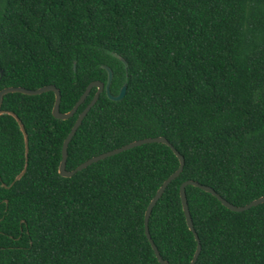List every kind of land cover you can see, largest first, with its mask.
<instances>
[{"label": "trees", "instance_id": "obj_1", "mask_svg": "<svg viewBox=\"0 0 264 264\" xmlns=\"http://www.w3.org/2000/svg\"><path fill=\"white\" fill-rule=\"evenodd\" d=\"M67 149V170L133 141L165 137L182 172L148 227L170 264L197 241L183 213L188 180L244 206L264 195V0H0V90L56 86L70 111L89 83H106ZM67 120L52 91L8 93L0 115V264H160L145 235L152 197L179 160L159 142L58 173ZM201 244L195 264H264V202L241 212L188 185Z\"/></svg>", "mask_w": 264, "mask_h": 264}, {"label": "water", "instance_id": "obj_2", "mask_svg": "<svg viewBox=\"0 0 264 264\" xmlns=\"http://www.w3.org/2000/svg\"><path fill=\"white\" fill-rule=\"evenodd\" d=\"M105 68V70L107 71V81L106 83H103L101 81H93L91 83H89V85L87 86V88L85 89L84 93L82 94V96L80 97V99L76 102V104L73 106V108L68 111V112H61L60 111V101H61V93L60 90L54 86V85H46L43 87H40L38 89H26L24 87H6L0 90V115L2 114H9L11 116H13L19 127L20 130L23 134L24 137V145H25V164L23 169L21 170L20 173H18L14 179V181L18 180L21 178V176L25 173L26 169H27V154H28V135L26 133V130L24 128L23 123L21 122V120L17 117V115L12 112V111H5L2 109V103H3V98L6 94L8 93H21V94H25V95H38V94H42L44 92H48V91H52L55 95V100H54V104L52 107V115L53 117H55L56 119H60V120H67L69 118H71L77 111L78 107L85 102V99L87 98V96L89 95V93L91 92V90L93 88H96V93L94 94L92 100L88 103V105L84 108V110L78 115L73 127L71 128L70 132L68 133L67 137L65 138L64 142H63V146H62V156H61V160L58 166V173L63 176V177H71L73 176L76 172L86 168L87 166L91 165L92 163L98 162L106 157L112 156L114 154L120 153L122 151L128 150L130 148L142 145V144H146V143H152V142H159V143H163L166 144L168 147H170L172 149V151L174 152V154L176 155V157L179 160V166L176 169V171L174 173H172L163 183L162 185L158 188V190L156 191L155 195L152 197L150 203L148 204L146 211H145V216H144V228H145V235L155 253V256L158 260V262L160 264H170L167 260L163 259L162 256L160 255V252L157 248V246L155 245V243L153 242L150 233H149V227H148V221H149V217L152 211V208L155 206L156 202L159 200V198L162 196V194L164 193L166 187L169 185V183L175 179L176 177H178V175L182 172L183 167H184V158L183 156L172 146V144L165 138V137H152V138H145V139H140V140H136L133 141L129 144H126L120 148L117 149H113L111 151H107L104 153H101L99 155H96L94 157H91L90 159L86 160L85 162L81 163L79 166H77L75 169L69 171L66 168V163H67V149H68V145L71 141V139L73 138V136L75 135L77 129L80 127L83 119L85 118V116L87 115V113L89 112V110L92 108V106L97 102L100 94L102 92H105L106 96L112 100V101H119L122 100L125 96L126 93V85H123L120 89V92L117 95H113L110 91V85L112 82V78H113V73L112 70L108 67V66H103ZM2 72L0 71V74ZM188 185H192L195 187H198L200 189H202L205 192H208L210 194H212L214 197H216L223 206H225L227 209L234 211V212H241L244 210L249 209L252 206L258 205L260 203L264 202V195L251 201L250 203L244 205V206H236L230 202H228L225 198H223L220 194H218L214 189H212L211 187L205 186V185H201L196 181L193 180H188L185 181L181 187H180V199H181V204H182V209H183V213L185 215V219H186V223L189 227V229L194 233L195 235V239L197 241V248L195 251V254L190 262V264H195L197 257L200 253L201 250V244H200V240L198 238V235L194 229V224H193V220L192 217L190 215V211H189V207H188V203H187V199H186V187Z\"/></svg>", "mask_w": 264, "mask_h": 264}]
</instances>
